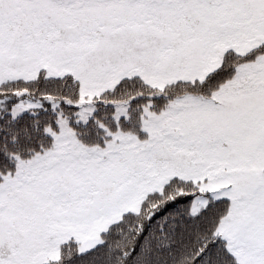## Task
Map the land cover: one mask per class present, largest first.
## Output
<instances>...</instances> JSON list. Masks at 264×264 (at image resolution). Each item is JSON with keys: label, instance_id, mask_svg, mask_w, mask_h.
I'll list each match as a JSON object with an SVG mask.
<instances>
[{"label": "snow or ice", "instance_id": "1", "mask_svg": "<svg viewBox=\"0 0 264 264\" xmlns=\"http://www.w3.org/2000/svg\"><path fill=\"white\" fill-rule=\"evenodd\" d=\"M0 264H264V0H0Z\"/></svg>", "mask_w": 264, "mask_h": 264}]
</instances>
